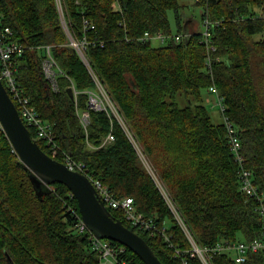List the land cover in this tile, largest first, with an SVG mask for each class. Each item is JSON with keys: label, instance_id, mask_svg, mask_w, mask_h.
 <instances>
[{"label": "trees", "instance_id": "obj_1", "mask_svg": "<svg viewBox=\"0 0 264 264\" xmlns=\"http://www.w3.org/2000/svg\"><path fill=\"white\" fill-rule=\"evenodd\" d=\"M195 4L204 9L201 21L207 17L211 22L208 30L215 51L209 67L200 43L202 31H183L178 0H61L68 33L55 0H0L4 24L13 40L25 47L15 60L19 87L50 125L59 150L82 163L89 178L107 186L115 199L132 198L138 213L164 229V236L137 231L122 212L109 209L162 264L202 263L121 127L113 122L114 140L101 146L111 123L103 112L90 111L83 130L77 111L87 110L86 92L95 84L69 46L68 34L88 42L89 64L118 105L197 247L250 242L261 235L262 218L255 200L240 191V166L229 151L224 124L212 123L203 102L204 92L214 86L223 98L224 115L236 128L242 166L264 193V0ZM168 11L175 13L180 41L159 47L140 41L147 32L171 34ZM45 45L51 46L64 74L57 78V92L41 71L43 52L37 48ZM71 87L77 92L73 99L67 94ZM176 97L184 98L186 106L180 107ZM27 129L34 140V131ZM37 144L48 154L43 141ZM78 216L76 200L66 187L33 184L0 128V264H100L90 235L76 231ZM123 250L117 264H144ZM263 260L254 254L243 264H264ZM209 264L237 263L223 253L211 254Z\"/></svg>", "mask_w": 264, "mask_h": 264}, {"label": "built area", "instance_id": "obj_2", "mask_svg": "<svg viewBox=\"0 0 264 264\" xmlns=\"http://www.w3.org/2000/svg\"><path fill=\"white\" fill-rule=\"evenodd\" d=\"M57 10L59 13V18L62 27L67 31L66 22L64 19L61 0H55ZM204 10V9H203ZM87 25L86 22H84ZM211 22L205 17L202 20V39L200 41L206 48L207 57H206V65L210 66V53L215 51V48L211 45L210 42V34H209V26ZM93 28V27H90ZM69 46H71L79 56L81 62L85 66L90 78L95 84V89L92 91L86 92L88 95L87 102V110L85 111H77L79 122L84 131L87 130L89 125V112H103L108 120L111 123L110 132L107 134L101 146L108 145L113 142L114 137L112 134V123L116 122L124 134L128 138L129 142L133 146L135 152L137 153L139 159L141 160L143 166L147 170L150 175L153 183L155 184L159 194L161 195L163 201L165 202L168 210L170 211L173 219L176 224L179 226L189 243L192 247V253L196 255L202 264H209V256L212 254H223L228 253L232 256L233 260L237 264L245 263L251 255L261 254L264 259V193L259 192L257 187L254 185L252 174L249 170L243 168V158L240 153V142L236 134V128L229 122L227 117L224 115L225 105L223 98L219 95L217 89L214 86H211L208 90V93L213 97V100L207 99V103L211 105V107H217L219 113L222 117L223 124L226 129L227 139L229 151L234 159V161L240 166L239 173V183H240V191L247 196L248 198H252L255 200L257 207L256 211L261 216L263 226L261 229V235L259 238L254 239L250 242H222L215 245V247L211 249H200L195 244L190 231L185 223L184 218L182 217L180 211L177 206L173 202L169 192L165 188L161 179L157 175V173L151 167L149 161L143 154L141 148L137 144L135 138L132 133L128 129L125 120L122 116V113L115 103V101L109 96L105 88L102 86L96 72L93 70L91 65L89 64L85 51L88 45V42L85 38L81 41H75L69 34ZM182 38L181 35H175L173 37L164 35L162 33H144V35L140 38V41H152L157 40L162 44H165L169 41L179 42ZM25 47L13 40L12 31L9 27L4 24L3 15L0 13V80L4 87L8 90L9 96L13 103H16L18 107L17 111L19 113L20 118L24 125L31 128L35 134V141H43L47 147V150L51 157L57 158L59 161L63 162L66 167L74 172H79L84 174L91 182L95 189V194L100 202L109 210L120 211L123 213L125 220L132 226V228L137 231L149 234H163V230H158L155 226L153 220H147L145 217L138 213L132 198H120L115 199L113 197L112 192L108 189L107 186L103 185L101 182L97 180H93L89 178L87 170L85 169L82 163L75 162L71 159V157L59 150L57 145L54 142V138L51 133L50 125L41 119L39 114L37 113L34 106L31 105L30 99L25 96L22 88L19 87L16 77H15V60L17 57H20L24 52ZM37 50H41L43 52V57L41 59V71L44 78L49 82L52 90L54 92L58 91V83L57 78L60 75H64L63 72L59 69L56 64L54 58L51 54V46L45 45L38 47ZM74 98L77 95V92L71 87ZM1 128V126H0ZM76 231L79 234H89L90 241L93 251H95L100 259V263L104 262H112L117 264V255L122 253L125 249L124 247L121 249H117L112 245L111 241L104 239H97L93 236V234L89 231L87 226L82 222L80 216L77 218V222L75 225ZM168 241L167 238H165ZM264 262V260H263ZM123 264V263H122ZM181 264H187L186 261H182Z\"/></svg>", "mask_w": 264, "mask_h": 264}, {"label": "water", "instance_id": "obj_3", "mask_svg": "<svg viewBox=\"0 0 264 264\" xmlns=\"http://www.w3.org/2000/svg\"><path fill=\"white\" fill-rule=\"evenodd\" d=\"M74 98L71 88L67 89ZM0 126L20 163L38 188L41 184H60L66 187L77 203L79 216L97 239L115 242L135 254L144 264H162L147 243L135 232L115 220L100 202L90 180L79 172L45 154L30 137L17 108L0 80Z\"/></svg>", "mask_w": 264, "mask_h": 264}, {"label": "rangeland", "instance_id": "obj_4", "mask_svg": "<svg viewBox=\"0 0 264 264\" xmlns=\"http://www.w3.org/2000/svg\"><path fill=\"white\" fill-rule=\"evenodd\" d=\"M178 2H179V5L181 6V12H180L181 13V16H180L181 17V22L180 23H181V27H182L183 31L185 32L188 29V26L186 25L188 19H193L196 22V24L198 25L197 26V29H198L197 31H201L203 29L202 21H201V15H202L203 7L196 5L195 4V0H178ZM167 18H168V21H169V27H170V31H171V34L167 35V36L173 37V36L177 35V25H176V19H175L174 11H168L167 12ZM151 44H152L153 47H159V46L165 45V44L160 43L157 40H152ZM209 98L211 99V101L213 100V97L208 92L205 91L204 92V102H203V104L208 109L209 115L211 117V121L214 124H222L223 120H222V117H221V115L219 113L218 108L217 107H211V105H209L207 103V99H209ZM174 101L180 107H184L187 104L185 99L182 98V97H176ZM47 155L50 158H52V159L64 164L63 162L59 161L57 158L51 157L49 152H48ZM80 174H82V173H80ZM100 264H105V263L101 262ZM106 264H114V263L107 262Z\"/></svg>", "mask_w": 264, "mask_h": 264}, {"label": "crops", "instance_id": "obj_5", "mask_svg": "<svg viewBox=\"0 0 264 264\" xmlns=\"http://www.w3.org/2000/svg\"><path fill=\"white\" fill-rule=\"evenodd\" d=\"M186 25L188 26L186 33H200L202 31V30L197 31L198 25L196 24V22L193 19H188Z\"/></svg>", "mask_w": 264, "mask_h": 264}, {"label": "bare ground", "instance_id": "obj_6", "mask_svg": "<svg viewBox=\"0 0 264 264\" xmlns=\"http://www.w3.org/2000/svg\"><path fill=\"white\" fill-rule=\"evenodd\" d=\"M235 128V127H234ZM30 129V128H29Z\"/></svg>", "mask_w": 264, "mask_h": 264}]
</instances>
